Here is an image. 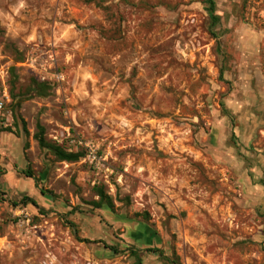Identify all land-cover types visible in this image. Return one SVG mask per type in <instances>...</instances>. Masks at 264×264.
Masks as SVG:
<instances>
[{"label": "rangeland", "instance_id": "374dc122", "mask_svg": "<svg viewBox=\"0 0 264 264\" xmlns=\"http://www.w3.org/2000/svg\"><path fill=\"white\" fill-rule=\"evenodd\" d=\"M211 1L0 0V264H264V0Z\"/></svg>", "mask_w": 264, "mask_h": 264}, {"label": "trees", "instance_id": "16d2710c", "mask_svg": "<svg viewBox=\"0 0 264 264\" xmlns=\"http://www.w3.org/2000/svg\"><path fill=\"white\" fill-rule=\"evenodd\" d=\"M208 6H209V13L212 14L213 12V8H214V4L211 0H208ZM35 83H37V87L39 88H43V87H46V83L44 82H40L39 81L37 82V80H34ZM37 132L36 134L34 135V139L37 141L38 143V146L41 148V149H47V150H50L54 156L61 162H69V163H73V162H77L78 159L80 158V155L79 154H73V153H66L65 151H63L61 148L59 147H56L52 144H49L47 143L45 140H44V130L41 128V127H37ZM23 132L26 134L27 132L25 130H23ZM30 177V176H28ZM96 195L99 197L100 201L98 203L95 204V208L96 209H99L101 207V205L103 203H106L108 206H111V202L110 200L104 195L102 189L100 188H96ZM41 194L43 195V192H41ZM30 203L32 205L35 206V202L34 201H30Z\"/></svg>", "mask_w": 264, "mask_h": 264}, {"label": "built area", "instance_id": "2783aa9c", "mask_svg": "<svg viewBox=\"0 0 264 264\" xmlns=\"http://www.w3.org/2000/svg\"><path fill=\"white\" fill-rule=\"evenodd\" d=\"M48 58H35L33 55H31L28 59L27 62L29 64V67L31 68V70H33L37 76V78L41 81V82H46V83H50V82H61L62 76L57 74L55 72V66H56V62H55V57L53 54H48L47 55ZM53 70V74L52 76H50V70ZM2 103L0 102V110L2 108Z\"/></svg>", "mask_w": 264, "mask_h": 264}, {"label": "crops", "instance_id": "0c3cea01", "mask_svg": "<svg viewBox=\"0 0 264 264\" xmlns=\"http://www.w3.org/2000/svg\"><path fill=\"white\" fill-rule=\"evenodd\" d=\"M10 184L11 186L17 190V191H24L26 190L28 193V196L32 198V201L35 202V205H37L38 198L43 196L41 193L38 194L37 188L32 184L30 178H25V180H18L16 177L12 176L10 178ZM42 199V198H41ZM44 201H48L47 199H44ZM50 199V203H51ZM37 203V204H36ZM139 236V235H138Z\"/></svg>", "mask_w": 264, "mask_h": 264}]
</instances>
